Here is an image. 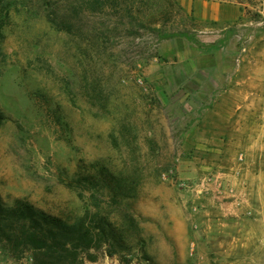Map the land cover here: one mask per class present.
I'll use <instances>...</instances> for the list:
<instances>
[{
	"label": "rangeland",
	"instance_id": "1",
	"mask_svg": "<svg viewBox=\"0 0 264 264\" xmlns=\"http://www.w3.org/2000/svg\"><path fill=\"white\" fill-rule=\"evenodd\" d=\"M0 110L3 202L127 230L82 264H264V0H6Z\"/></svg>",
	"mask_w": 264,
	"mask_h": 264
},
{
	"label": "trees",
	"instance_id": "2",
	"mask_svg": "<svg viewBox=\"0 0 264 264\" xmlns=\"http://www.w3.org/2000/svg\"><path fill=\"white\" fill-rule=\"evenodd\" d=\"M6 0H0L2 5ZM7 120L0 110V124ZM92 163L91 167H95ZM109 176L115 184L112 190L124 188L119 179L104 168L96 174H88L85 181L98 186L99 175ZM103 178V177H102ZM105 185V184H104ZM102 213V212H101ZM87 212L81 216L64 219L46 213L24 200L7 204L0 197V247L12 257L19 259L31 252L33 264H82L85 251L103 244L121 245L126 231L116 232L114 224L105 214ZM131 218V217H129ZM115 250L108 249L109 255Z\"/></svg>",
	"mask_w": 264,
	"mask_h": 264
}]
</instances>
